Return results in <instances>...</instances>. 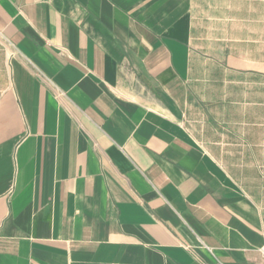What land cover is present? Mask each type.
I'll list each match as a JSON object with an SVG mask.
<instances>
[{
  "label": "crops",
  "instance_id": "1",
  "mask_svg": "<svg viewBox=\"0 0 264 264\" xmlns=\"http://www.w3.org/2000/svg\"><path fill=\"white\" fill-rule=\"evenodd\" d=\"M259 107L264 0H0V264H264Z\"/></svg>",
  "mask_w": 264,
  "mask_h": 264
},
{
  "label": "rangeland",
  "instance_id": "2",
  "mask_svg": "<svg viewBox=\"0 0 264 264\" xmlns=\"http://www.w3.org/2000/svg\"><path fill=\"white\" fill-rule=\"evenodd\" d=\"M242 90H243V92H245V93H247L248 91H250V89H242ZM263 109H264V108L259 107L258 112L263 111ZM261 115H262V114H259V116H258V117H259V121H260V118L262 117ZM257 135H258V137H256V141H257V143H259V144H264V129H260V130L257 132ZM258 155H259L261 158L264 159V152L258 153Z\"/></svg>",
  "mask_w": 264,
  "mask_h": 264
}]
</instances>
